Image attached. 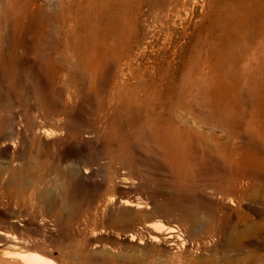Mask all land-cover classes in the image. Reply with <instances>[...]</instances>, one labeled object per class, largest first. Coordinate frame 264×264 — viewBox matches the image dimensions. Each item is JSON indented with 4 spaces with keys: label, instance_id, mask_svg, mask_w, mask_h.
I'll list each match as a JSON object with an SVG mask.
<instances>
[{
    "label": "rangeland",
    "instance_id": "1",
    "mask_svg": "<svg viewBox=\"0 0 264 264\" xmlns=\"http://www.w3.org/2000/svg\"><path fill=\"white\" fill-rule=\"evenodd\" d=\"M0 233V264H264V0H0Z\"/></svg>",
    "mask_w": 264,
    "mask_h": 264
},
{
    "label": "bare ground",
    "instance_id": "2",
    "mask_svg": "<svg viewBox=\"0 0 264 264\" xmlns=\"http://www.w3.org/2000/svg\"><path fill=\"white\" fill-rule=\"evenodd\" d=\"M110 4V3H108ZM249 50V49H248ZM247 52V50H246ZM248 56V55H247ZM196 58V57H195ZM198 58V57H197ZM205 79V78H204ZM210 84V83H209ZM239 84V83H238ZM243 85V83L241 84ZM244 92V91H243ZM154 131V130H153ZM153 134V133H152ZM242 135V134H241ZM155 136V135H154ZM257 138V137H256ZM156 142L160 143L159 142V139L156 137ZM169 145V144H168ZM164 153V152H163ZM232 202V200H231ZM120 205H123V206H133V203L131 202H128V201H120L119 202ZM0 236H5L3 233H0ZM7 238V236H5ZM23 261L25 262V264H43L45 263L44 260H42L41 258L39 257H33V256H26L25 258H23Z\"/></svg>",
    "mask_w": 264,
    "mask_h": 264
}]
</instances>
